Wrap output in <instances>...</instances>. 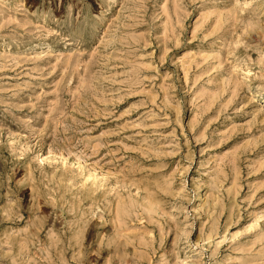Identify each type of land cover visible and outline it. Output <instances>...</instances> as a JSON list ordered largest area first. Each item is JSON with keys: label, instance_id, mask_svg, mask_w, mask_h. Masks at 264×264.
<instances>
[{"label": "rangeland", "instance_id": "obj_1", "mask_svg": "<svg viewBox=\"0 0 264 264\" xmlns=\"http://www.w3.org/2000/svg\"><path fill=\"white\" fill-rule=\"evenodd\" d=\"M0 264H264V0H0Z\"/></svg>", "mask_w": 264, "mask_h": 264}]
</instances>
